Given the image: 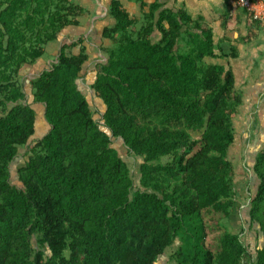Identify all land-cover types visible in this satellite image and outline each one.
<instances>
[{
    "label": "trees",
    "instance_id": "1",
    "mask_svg": "<svg viewBox=\"0 0 264 264\" xmlns=\"http://www.w3.org/2000/svg\"><path fill=\"white\" fill-rule=\"evenodd\" d=\"M159 7L153 0L135 28L120 0L107 4L106 63L91 83L103 128L76 84L89 57L83 38L63 41L30 80L49 126L31 139L35 110L20 103L18 73L86 10L75 0H0V264H154L175 239L174 264H264V147L246 188L260 243L249 253L222 225L238 197L228 151L241 98L231 68L205 58L234 49L182 10ZM116 137L140 158L135 187ZM27 143L16 186L9 164Z\"/></svg>",
    "mask_w": 264,
    "mask_h": 264
},
{
    "label": "rangeland",
    "instance_id": "2",
    "mask_svg": "<svg viewBox=\"0 0 264 264\" xmlns=\"http://www.w3.org/2000/svg\"><path fill=\"white\" fill-rule=\"evenodd\" d=\"M135 17L138 20L135 23V28H137L142 22V12ZM108 20L106 6L96 4V9L83 13L80 18V26H69L62 29L58 37L44 47V53L41 57L33 64L27 65L19 71L17 81L24 92L20 103H28L34 108L37 121L35 133L31 139L39 138L48 130L49 126L43 119L42 104L33 102L30 80L39 75L43 70L51 68L52 64L56 62L63 41L66 43L74 42L80 36L83 38V43L86 45V51L89 57L84 63L83 69L76 80V84L89 103V109L93 119L103 128L102 114L104 104L94 93L91 83L98 66L106 63V54L103 51V46L108 45L109 41L103 39L100 32L101 28L109 23ZM253 24L255 35L257 32L263 33L264 26L260 25L262 23ZM151 38L154 40L156 37L153 34ZM221 47L225 52L231 54L232 50H230V47L233 48V46L222 41ZM77 50L78 45L65 48L66 52L73 53L77 52ZM235 50V56H231V58L206 57L205 60L207 62L222 63L225 66L232 64L235 70L234 87L240 92L241 103L237 108V114L232 117L234 140L228 151V158L233 166L232 177L233 183L237 187L238 197L230 215L222 221V225L227 229L240 232V237L247 251L250 253L254 246L260 243L261 238L257 225L253 224L249 226L248 222H246L249 195L246 188L247 186L250 188L255 187V179L251 175V165L255 153L264 147V75L261 74V72H264V50L259 51L257 49L258 52L253 58L246 57V54L237 57L238 51L237 49ZM110 144L117 148L119 154L127 163L133 179V186L135 187L137 185V165L140 162V158L128 151L121 139L117 137L110 138ZM30 145V143H27L20 147L14 159L9 164V180L13 185H19L14 170L18 164L26 159L29 154ZM177 245L178 240L175 239L164 250L163 254L157 258L154 264H174L173 260L170 259V255ZM243 264L247 263L244 262Z\"/></svg>",
    "mask_w": 264,
    "mask_h": 264
},
{
    "label": "crops",
    "instance_id": "3",
    "mask_svg": "<svg viewBox=\"0 0 264 264\" xmlns=\"http://www.w3.org/2000/svg\"><path fill=\"white\" fill-rule=\"evenodd\" d=\"M86 11L96 9V4L106 6L109 0H77ZM143 1V2H142ZM120 0L130 15L137 16L146 11L153 0ZM160 9L182 10L191 20L196 21L201 27L208 28L214 42L221 45L227 42L233 46L234 52L237 49V57L241 55L253 58L259 51L264 50V28L263 33L257 32L255 35L254 22L251 21L250 14L244 9L230 4L228 0H156ZM264 1V0H262ZM84 2V3H83ZM106 18V17H105ZM143 21V18H141ZM138 20H136L137 22ZM109 22V20H108ZM140 25V24H139ZM264 26V24H260ZM219 54V50L216 49ZM223 58H231L223 57ZM232 66V64H230ZM231 68L234 76V67ZM264 75V72H261ZM235 85V76H234Z\"/></svg>",
    "mask_w": 264,
    "mask_h": 264
},
{
    "label": "built area",
    "instance_id": "4",
    "mask_svg": "<svg viewBox=\"0 0 264 264\" xmlns=\"http://www.w3.org/2000/svg\"><path fill=\"white\" fill-rule=\"evenodd\" d=\"M247 11L251 17L264 24V1L262 0H228Z\"/></svg>",
    "mask_w": 264,
    "mask_h": 264
}]
</instances>
